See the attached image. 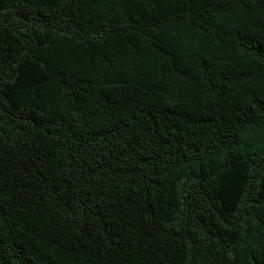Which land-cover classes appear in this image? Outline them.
<instances>
[{
    "label": "trees",
    "instance_id": "1",
    "mask_svg": "<svg viewBox=\"0 0 264 264\" xmlns=\"http://www.w3.org/2000/svg\"><path fill=\"white\" fill-rule=\"evenodd\" d=\"M0 264H264V0H0Z\"/></svg>",
    "mask_w": 264,
    "mask_h": 264
}]
</instances>
